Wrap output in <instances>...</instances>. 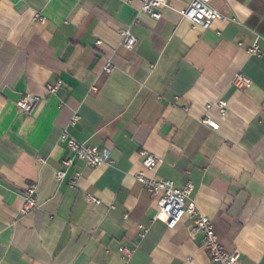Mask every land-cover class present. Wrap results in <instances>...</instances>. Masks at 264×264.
Listing matches in <instances>:
<instances>
[{
  "label": "crops",
  "instance_id": "obj_1",
  "mask_svg": "<svg viewBox=\"0 0 264 264\" xmlns=\"http://www.w3.org/2000/svg\"><path fill=\"white\" fill-rule=\"evenodd\" d=\"M192 1L167 0L155 19L136 0H0V264H212L192 217L171 230L155 218L158 198L139 173L192 182L223 246L264 264V0H211L225 18L207 29L180 13ZM255 40L262 54L249 53ZM238 72L249 89L232 85ZM26 94L41 96L31 114L16 104ZM64 128L109 148L113 163L76 158ZM143 150L160 158L156 168ZM32 182L38 206L24 211Z\"/></svg>",
  "mask_w": 264,
  "mask_h": 264
},
{
  "label": "built area",
  "instance_id": "obj_2",
  "mask_svg": "<svg viewBox=\"0 0 264 264\" xmlns=\"http://www.w3.org/2000/svg\"><path fill=\"white\" fill-rule=\"evenodd\" d=\"M140 3V11L149 13L153 18L159 19L161 11L167 7V0H136ZM182 16L188 18L194 25L201 26L207 29L211 26L213 21L217 19H224L225 16L211 5V0H193L186 8L180 12ZM36 19L45 22V19L37 14ZM119 33L122 38L123 45L128 49H133L136 43L135 35L128 29H121ZM251 54H262L257 40L248 48ZM113 68L112 62L109 60L104 66L105 72H111ZM232 85L241 91L249 89L253 81L245 74L238 72L232 80ZM58 85L48 87L50 93L57 91ZM41 101V96L35 94H26L21 96L16 101L18 108L25 114H31L35 106ZM218 106L223 115L227 112V102L219 100ZM80 115L74 113L70 119L71 126L76 125L80 120ZM203 122L213 129L219 128V123L211 117L206 116ZM61 140L64 141L67 147L74 153V156L83 160L87 165L97 167L105 164L113 163L111 150L107 147H99L87 145L79 142L67 128H64L61 134ZM143 164L149 168L154 169L159 164L160 158L147 151H142ZM44 162V160H42ZM73 157H66L62 160L61 167L56 172L58 180L66 176V167L73 164ZM81 173L76 171L71 179V184L74 187L78 186V179ZM138 179L142 181L149 192L158 198V212L155 216L157 220L162 221L168 230L177 226L185 215L193 218V226L191 231L193 233H201L203 235V243L208 251L212 264H243L241 254L238 250L228 251L222 244L218 235L215 232L214 224L210 217L202 213L192 197L194 185L188 181L182 186L176 184L165 178H159L156 175L146 177L143 173L137 175ZM38 184L29 183L24 190L25 203L24 211H31L38 206ZM83 198L89 204L99 203L100 200L88 192H83ZM126 254H130L126 249L122 250Z\"/></svg>",
  "mask_w": 264,
  "mask_h": 264
},
{
  "label": "clouds",
  "instance_id": "obj_3",
  "mask_svg": "<svg viewBox=\"0 0 264 264\" xmlns=\"http://www.w3.org/2000/svg\"><path fill=\"white\" fill-rule=\"evenodd\" d=\"M234 10L237 13L243 15L246 19L249 18L253 14L250 8H247L246 5L240 4L238 2L234 5ZM241 22L243 23V21ZM257 39H259L258 36H257Z\"/></svg>",
  "mask_w": 264,
  "mask_h": 264
}]
</instances>
